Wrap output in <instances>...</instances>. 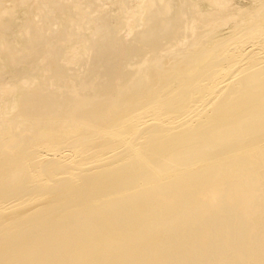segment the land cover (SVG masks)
Instances as JSON below:
<instances>
[{
	"label": "bare ground",
	"instance_id": "1",
	"mask_svg": "<svg viewBox=\"0 0 264 264\" xmlns=\"http://www.w3.org/2000/svg\"><path fill=\"white\" fill-rule=\"evenodd\" d=\"M101 1L80 62L60 48L0 97V264H264V0L213 40L227 0H138L124 29ZM12 2L26 53L64 36L55 0Z\"/></svg>",
	"mask_w": 264,
	"mask_h": 264
},
{
	"label": "rangeland",
	"instance_id": "2",
	"mask_svg": "<svg viewBox=\"0 0 264 264\" xmlns=\"http://www.w3.org/2000/svg\"><path fill=\"white\" fill-rule=\"evenodd\" d=\"M85 1L86 0H61V1L60 0H55V2H58L59 8L55 10V12L53 13L52 17L53 18H61V19L66 20V21L69 20V24L67 26V30H66L64 36H63V34H61L59 32L60 31L59 30V31L54 33L55 36L58 33H60V35L58 34V36L62 37L60 39L58 36H56L57 38H59L58 42L57 41H54V42L50 41L49 42V41L46 40V41H43L44 42L43 43L41 41L42 46L38 47V48L32 47V45L30 46L29 44H27V48L30 49V50L27 51V53H26V50H25L26 48H24L25 44L23 46V44L21 43V40H23L22 39L23 38L22 37L23 36L22 32L24 30L23 28H24L25 24L28 23L29 20H33V18L28 17L27 12H26V6L25 7L21 6L20 8H17L14 5V2H12L11 5H10L11 8L9 10L4 11V12L1 13V15H0V67H2V68L5 67V69H6L7 67H9L11 65L13 66L16 63V62H12L11 61L12 62V64H11L10 61L7 60V59L11 60V55H10V53L5 52V49H4L5 46H10L11 51L17 50V48H22L20 52L22 54L25 53V56H26V58L24 60H21V62L16 63V65H18L19 68H13V70H11V72L9 71V73H6L5 75H2L3 79L0 77V82H1V84H0V87H1L0 88V93H1L0 97L2 96L1 100H4L5 98L7 99L8 97L10 98V96H17L18 94L20 95V94H22L24 92V88L21 87L22 84L21 83L17 84V82H15V81L19 82L18 78H19V75L22 72L25 74L26 72L27 73H30V72L35 73V71H38V69H37L38 68V64H36L37 67L34 64L37 63V62H35V60H37V59H38V61H41L40 57H41L42 61L44 59L47 60L48 58L51 57V55L54 54L55 51L60 50V48H62V49H64V53L65 54L67 52L69 54V55L68 54L64 55L65 57H67V58L64 57L65 61L66 60L68 61V59L71 58V57H72L71 59H74V60H72L73 62H76L78 60V58L81 60L80 51L78 50V48H76V45H72L71 44L72 45L71 46L70 44H67V42L69 43L70 38L72 36H74L75 34H77V32L79 33V31H81V29L79 30L80 27L82 29L85 28L83 26V24L87 21V19L85 18L86 14L80 9L81 12H82V14H81L80 10L78 9V5L80 3H82V2H85ZM92 1H97V0H92ZM209 1L210 0H200L199 1V5L196 3L199 6L198 9H200L201 12H205L206 11L205 8H208V5L210 4ZM101 2L102 3H99V5H100L99 6L100 13L103 14V16L105 17L104 21L108 22L109 25H114L115 24L116 26L120 27L121 29H124L125 27L130 25L131 20H133V16H135L137 14L135 9L137 8L138 0H103ZM255 2H256V0H254V2H253V0H227V6H226L225 9H222V10H223V13L226 14V12H227L228 15L222 14L220 19L217 21L215 28L216 29L218 28L219 31L216 30L215 37H213L211 39L212 40L216 39V38L220 39L221 36L223 37V36L227 35L233 29L232 26H233L234 23L240 22L242 20L243 21L249 20L248 19V15L251 16V14L253 15V14H255L254 12H258V10H259L258 6H259V3L261 1H258L256 3V6H255ZM229 3L232 4V5H230ZM97 4H98V2H97ZM228 4H229V6H228ZM238 6H240V7H238ZM247 6L251 7L250 10H249V8ZM245 7H247V8H245ZM74 8H75V10H74ZM240 8H245L246 11L243 14L239 13L238 10ZM253 8L255 9L254 11H253ZM114 9H115V11H114ZM232 9H234V10L232 11ZM235 9L238 11L239 14L237 13V11H235ZM132 10H134V11H132ZM22 11L24 13H22ZM234 11H235V13H234ZM74 12H75L76 15L74 14ZM233 13L236 14L237 16L234 15ZM78 14H80V15H78ZM116 14H118V15H116ZM81 15H82V17H81ZM119 15H121V16L119 17ZM8 16L10 17V19H9ZM116 16L118 17L117 18L118 20L116 19ZM2 17H4V19ZM13 18H14V20H13ZM72 18H73V20L76 19V21H72ZM249 18L251 19V17H249ZM226 22L229 23V24L226 25L227 24ZM232 22H233V24H232ZM93 23H94V20L90 21V24H93ZM9 25L11 26V28H10ZM71 26H73V27H71ZM3 27L4 28L6 27V29L4 30ZM74 29H76V31H74ZM88 29L89 28L87 27V29H85V30L88 31ZM73 31L76 32V33H74ZM176 31H177L176 34L173 35V37H172L173 38L172 39L173 43L175 42V40H178L179 36H182L181 35L182 34V28H180L179 30L177 29ZM40 38H41V36H40ZM15 40L17 41L16 43L14 42ZM8 41H10V42H8ZM48 42L50 44H48ZM45 44H47V45H45ZM20 45H21V47H20ZM68 45H69V48H71V49L68 48ZM166 46L167 45L165 44V45H163L162 48L164 49ZM162 48H161V50H162ZM75 49H77V50H75ZM40 53H42V54H40ZM21 56H23V55H21ZM76 56H78V57L76 58ZM80 60L77 61V62H80ZM83 60L84 59H82V61ZM70 69L74 70L71 67H70ZM77 76H80V74L77 73ZM5 83H6V85H5ZM9 139L11 140L10 135H7V136H6V134H4V136L2 135V140H6L7 141Z\"/></svg>",
	"mask_w": 264,
	"mask_h": 264
}]
</instances>
